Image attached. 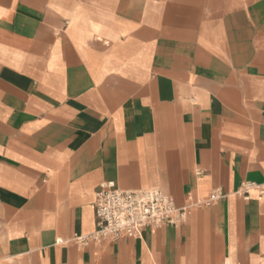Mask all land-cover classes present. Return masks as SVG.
<instances>
[{
	"label": "crops",
	"instance_id": "1",
	"mask_svg": "<svg viewBox=\"0 0 264 264\" xmlns=\"http://www.w3.org/2000/svg\"><path fill=\"white\" fill-rule=\"evenodd\" d=\"M264 0H0V264H264ZM179 227L81 247L95 195Z\"/></svg>",
	"mask_w": 264,
	"mask_h": 264
},
{
	"label": "built area",
	"instance_id": "2",
	"mask_svg": "<svg viewBox=\"0 0 264 264\" xmlns=\"http://www.w3.org/2000/svg\"><path fill=\"white\" fill-rule=\"evenodd\" d=\"M252 190L264 196V185L251 181L242 182L234 195L247 200ZM226 196L217 189L204 201L189 198V203L180 207L160 189L120 190L113 182H106L95 195L96 229L87 235H74L71 242L88 247L106 241L141 239L145 229L179 227L186 222L191 209L208 207Z\"/></svg>",
	"mask_w": 264,
	"mask_h": 264
}]
</instances>
